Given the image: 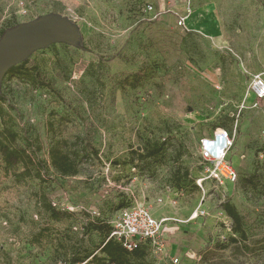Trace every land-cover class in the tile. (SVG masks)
<instances>
[{"label":"rangeland","instance_id":"1","mask_svg":"<svg viewBox=\"0 0 264 264\" xmlns=\"http://www.w3.org/2000/svg\"><path fill=\"white\" fill-rule=\"evenodd\" d=\"M52 15L71 20L79 39L37 49L29 73L4 77L5 122L21 146L37 139L48 163L60 140L98 157L77 176L51 169L20 185L0 157V264H92L106 236L85 228L112 223L121 203L167 219L178 264H264V100L250 91L255 76L264 80V0H0V40ZM217 128L233 139L236 183L209 179L201 156ZM157 145L158 157L138 160ZM39 196L70 217L53 221ZM225 202L242 217L245 243L230 242Z\"/></svg>","mask_w":264,"mask_h":264},{"label":"trees","instance_id":"2","mask_svg":"<svg viewBox=\"0 0 264 264\" xmlns=\"http://www.w3.org/2000/svg\"><path fill=\"white\" fill-rule=\"evenodd\" d=\"M25 62V61H24ZM24 62L11 68L7 75H20V73H29L24 70ZM140 72H137L134 77L137 81L140 80ZM22 75V74H21ZM5 98L0 93V157L4 164V174L12 178L13 182L20 185L29 179H36L40 182L45 181L46 174L52 169L61 177H74L81 172V163L92 158H97L98 153L96 150L82 144L81 149L72 148L76 143H70L67 140H60L55 142L49 151V163L40 157L41 146L39 141H33L32 138H25V147L19 144L20 135L5 122V111L2 106ZM78 140V139H77ZM81 141V140H79ZM72 148V149H71ZM163 151L162 145L149 147L144 150L143 154H137V158L141 162L153 160L158 157ZM137 168V165H134ZM181 169L175 171V178L181 182ZM184 175L188 176L187 173ZM39 203L42 205L43 210L48 216L56 222H61L63 219L70 217L67 212H62L53 206L45 196H39ZM132 205H125L121 203L119 209H124ZM223 211L233 221V232L238 238H231L232 244L245 243L248 240L247 233L244 229L242 217L237 208L230 202H225L222 205ZM112 225L101 224H88L85 231H96L106 236V240L100 247L101 256L94 255L92 264H153L150 259L148 248L141 247L137 250L129 252L115 239L110 238L112 233ZM220 249H225L221 246ZM84 259H75V263L83 262ZM219 264H228L221 262Z\"/></svg>","mask_w":264,"mask_h":264},{"label":"built area","instance_id":"3","mask_svg":"<svg viewBox=\"0 0 264 264\" xmlns=\"http://www.w3.org/2000/svg\"><path fill=\"white\" fill-rule=\"evenodd\" d=\"M150 12L154 11L148 6ZM178 16V25L187 28V16ZM250 91L255 99L264 100V80L258 75L252 80ZM233 146V139L229 132L223 128H217L211 138L202 141L201 156L211 163L208 170L209 179L223 183L225 180L236 183L238 173L233 162L229 158V152ZM136 173V168H132ZM200 181V185L202 186ZM201 207L197 210L195 218L204 215ZM154 217L150 209L144 204H134L121 209L117 217L111 223L112 233L110 238L119 242L126 250L132 252L141 247H147L153 264H178V257L172 253L165 234V222Z\"/></svg>","mask_w":264,"mask_h":264},{"label":"water","instance_id":"4","mask_svg":"<svg viewBox=\"0 0 264 264\" xmlns=\"http://www.w3.org/2000/svg\"><path fill=\"white\" fill-rule=\"evenodd\" d=\"M79 32L74 23L59 15L40 18L7 30L0 40V93L8 71L24 62L34 51L54 42L76 44Z\"/></svg>","mask_w":264,"mask_h":264},{"label":"crops","instance_id":"5","mask_svg":"<svg viewBox=\"0 0 264 264\" xmlns=\"http://www.w3.org/2000/svg\"><path fill=\"white\" fill-rule=\"evenodd\" d=\"M150 211H151V209H150ZM151 213L153 214V212L151 211ZM154 215V217L155 218H157V216H155V214H153ZM158 219V218H157ZM164 236L166 237V239L168 240V238H167V235H166V233L164 234ZM171 251H172V253H173V248H171Z\"/></svg>","mask_w":264,"mask_h":264}]
</instances>
